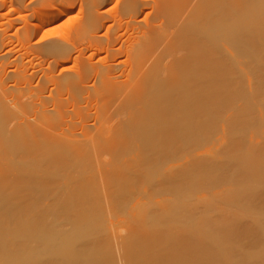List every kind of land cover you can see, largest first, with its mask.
<instances>
[{
    "label": "bare ground",
    "instance_id": "1",
    "mask_svg": "<svg viewBox=\"0 0 264 264\" xmlns=\"http://www.w3.org/2000/svg\"><path fill=\"white\" fill-rule=\"evenodd\" d=\"M146 3L125 0L123 13L133 17ZM153 5L152 20L135 25L142 40L129 46L128 53L134 57L129 69L120 62H89L82 64L78 74H57V64L66 61L70 48L58 39L34 43L40 47L41 62H47L42 72L24 68L5 75L8 55H0V256L8 247L19 251L25 242L24 229L42 215L84 214L95 209L92 203L102 200L127 203L131 198L152 200L171 191L184 193L190 187L188 175L198 183L205 167L213 168L212 178L229 170L228 161H204L195 154L176 164L170 165L169 160L183 151H203L221 122L230 125L241 120L247 112L248 70L257 72L256 86L264 88V0H153ZM48 15L51 22L58 17L52 11ZM86 24L91 32L99 31L103 13L89 8ZM7 31L8 27H0V47L10 37ZM25 33L32 37L34 29L28 27ZM119 38L116 34L106 39L91 36L106 46L110 58L122 53ZM81 41L75 37L72 43ZM125 72L127 80L122 79ZM37 75L36 85L31 86ZM7 76L17 89L5 86ZM89 79L97 88L98 104L82 102L81 92L89 87ZM29 87L33 92L26 99L24 89ZM70 113L76 114L67 120ZM91 118L94 123L89 124ZM104 151L137 152L125 159L114 154L106 167L88 172ZM260 151L264 152V144ZM146 184L148 189L143 188ZM171 198L156 199L144 208L145 213L159 200ZM187 212L177 207L168 213L179 220L126 235L118 244L122 258L117 259L114 248L115 254L110 250L105 255L107 264H214L209 249L190 263L179 260L176 246L181 242H176L182 230L189 228L182 219ZM233 216L208 214L198 220L202 226L196 224L205 230L216 225L236 228ZM157 233L163 238L149 239ZM203 245L200 241L182 252L195 254L191 249ZM72 258L70 264H77L81 254L77 251ZM19 259V253H12L0 264H22ZM58 262L50 258L42 264ZM233 262L250 264L246 257Z\"/></svg>",
    "mask_w": 264,
    "mask_h": 264
},
{
    "label": "rangeland",
    "instance_id": "2",
    "mask_svg": "<svg viewBox=\"0 0 264 264\" xmlns=\"http://www.w3.org/2000/svg\"><path fill=\"white\" fill-rule=\"evenodd\" d=\"M0 3L4 7L0 10V27H8L7 34L10 36L0 47V55H8L9 63L4 68L5 75L16 69L22 72L24 68L28 72L34 69L42 72L47 67V62H41L40 47L34 43L52 39L61 40L70 46L68 54L64 55L66 61L57 64V74H78L82 64L89 62L95 65H102L107 61L120 62L122 68L129 69L134 59L128 53L131 51L129 46L142 40L135 25L146 23L155 15L153 0H147L146 4L139 6L133 17L123 13L125 0H107L103 4L98 0H0ZM89 8H97L104 15V24L97 32H91L90 26L86 24ZM40 10L43 15H39ZM50 11L58 15L53 22L48 15ZM28 27L34 29L32 37L25 33ZM93 34L103 39L109 35H120L117 46H123L122 53L110 58L106 46H100L91 39ZM155 34L157 32L151 33ZM75 37L82 38V44H73ZM84 46L85 49H81ZM16 61L20 62L18 67ZM122 79L127 80L126 72ZM37 80L38 75L31 86L36 85ZM257 80V72L248 70L247 112L240 121H233L230 125L221 122L216 135L205 143L206 148L203 147V151H183V155L169 160L170 165L176 164L180 159L195 154L204 161L212 158L228 161L231 165L228 171L219 172L217 178H212L213 168L205 167L198 183L188 175L186 180L190 187L196 186L186 187L184 193L171 191L150 198L152 200L147 197L131 198L127 203L109 201L106 204L102 200V203H92L91 206L95 209L84 214L56 212L42 215L36 224L24 229V246L19 251L8 247L0 259L19 253L22 264H42L50 258L60 261L57 264H70L74 253L78 251L81 258L77 264H107L105 255L110 250L114 251V248L117 259L119 256L122 258L121 246L118 245L122 238L133 231L139 233L142 229H152L165 221L179 220L181 217L168 212L181 207L188 211L182 219L189 228L182 230L184 233L181 240L176 242H181L176 246L179 260L190 263L196 256H204L209 249L214 256V264H235L234 258L240 257L249 259L250 264H264V198H260L264 193V152L260 151V146L264 144V88L256 86ZM5 81V86L17 89L14 79L7 76ZM86 84L89 87L81 92L84 96L82 102L98 104V99L94 96L97 88L93 85V79H89ZM21 86L24 87L25 84ZM32 92L31 87L24 89L25 98ZM96 96L98 97V93ZM74 107L70 105L68 108L75 112ZM75 114L70 113L66 119ZM92 123L94 118L89 121V124ZM136 152L104 151L88 172L93 173L106 167L114 154L125 159L133 157ZM191 174L195 175L193 172ZM206 175L209 177L206 178ZM143 188L148 189V185ZM165 196L174 198L159 200L153 204V209L145 213L144 208L148 204ZM227 213L234 214L231 220L236 223V228H220L216 225L213 229L205 230L198 221L208 214ZM196 223L201 226L198 227ZM162 238V233L149 237L153 241ZM175 238L176 235L172 236L170 242ZM200 241H204L206 245L200 249H191L195 250V254L182 252L183 248ZM92 242L96 244L93 245ZM151 250L155 252V246Z\"/></svg>",
    "mask_w": 264,
    "mask_h": 264
}]
</instances>
